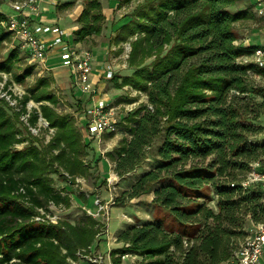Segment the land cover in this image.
Wrapping results in <instances>:
<instances>
[{
    "label": "trees",
    "instance_id": "trees-1",
    "mask_svg": "<svg viewBox=\"0 0 264 264\" xmlns=\"http://www.w3.org/2000/svg\"><path fill=\"white\" fill-rule=\"evenodd\" d=\"M83 2L72 39L78 43L97 36L104 20L99 0ZM142 5L115 37L117 43L136 36L127 59L131 74L120 82L117 76L110 80L115 87L142 92L147 102L125 117L128 125L118 129L126 138L107 153L113 173L131 179L112 205L124 207L150 195L151 205L195 231L188 235L161 221H136L114 235L122 247L112 249L110 259L119 264L115 255L129 253L150 264H220L233 258L247 223L264 221L257 187L241 186L250 164L259 162L264 169V141L254 140L264 116V87L254 78L264 72L242 63L255 45H243L233 31L234 23L255 19L253 4L143 0ZM6 20L0 13V23ZM10 35L0 26V44ZM18 49L13 47L0 62V72L11 71ZM29 74L25 69L14 79L20 82ZM47 85L39 79L17 99V107L0 98V264H68L77 251L87 252L103 229L85 211L73 223L56 224L41 213L49 205L70 206L69 195L54 188L51 175L74 184L89 168L88 142L73 118L50 107L56 98L47 93ZM29 100L40 103L38 109L28 112ZM27 112L26 125L21 117ZM39 117L53 130L46 143L29 130ZM207 196L215 202L212 208Z\"/></svg>",
    "mask_w": 264,
    "mask_h": 264
},
{
    "label": "rangeland",
    "instance_id": "rangeland-1",
    "mask_svg": "<svg viewBox=\"0 0 264 264\" xmlns=\"http://www.w3.org/2000/svg\"><path fill=\"white\" fill-rule=\"evenodd\" d=\"M123 0H99V7L101 15L103 17V23L100 33L96 36L97 38L91 40L86 46L84 43H78L70 41V44L75 47H81L82 49L88 50L92 53V65L93 69L100 70V64H108L109 62L114 65L113 76H117L118 82L120 77L130 75L132 69L128 67L127 59L131 51L130 43L136 38H125L122 41L116 43L115 37L119 33V28L133 20L136 17V11L143 5V0H131L130 2L122 3ZM9 0H0V13L6 17L15 15L8 5ZM244 2L240 1L238 5H243ZM62 5H66L61 7ZM61 7V8H60ZM84 7L83 0H41L39 10L41 16L47 20H56L58 27L61 30H65L70 34L78 30L79 24L76 22L77 17L81 13ZM233 31L240 38L239 41H246V43H253L256 46L264 45V20H260L255 17L254 20H245L236 22L233 24ZM72 37V36H71ZM45 39L48 37L45 36ZM88 38L84 40L88 43ZM18 46L15 38L10 35L7 40L0 44V62L3 61L13 47ZM19 53L16 56L17 60H13L11 71L8 73L0 72V89L2 86L10 88L17 94H27V91L31 89L35 83L44 78L47 80L48 85L46 87L47 93L56 98V106H50L56 113L61 115H68L74 120V125H78L83 133V141L88 142V157L85 162H88V174L84 177H77L74 184H67L55 175H51L54 179L53 186L55 189H64L70 197V206L64 208L61 205L52 206L49 205L44 212L45 220L52 224H56L59 221H67L73 223L77 218L81 216L82 211L86 214L91 213L92 215H103L95 219L97 222H105V232L100 233L92 243H100V247H97L95 253L106 255L107 249H119L121 243L113 242V236L122 228L130 223L136 221L148 220L146 217H151L155 223L162 222V226L171 228L175 232H185L186 234H192L195 231L194 227L187 226L176 222L173 218L169 217L167 213L160 210L159 208L151 205L150 195H144L139 199L131 200L127 202L124 207H114L112 202L122 190L127 186V183L131 181L130 174L125 178H118L113 173V162L107 157V153L114 151L123 144V138H126L121 127L128 125L126 116L130 117L131 113L136 109L146 104V96L137 90H134L128 85H124L121 88L115 87L114 81L105 80L101 78L98 83L99 93H102L108 97L110 103H114L117 106V118L120 123V129H118L113 135L101 134L99 138L92 139L89 137L84 128V121H81L79 125V117L83 114L86 108V102L91 98V95L82 94L76 89L67 88V85L61 84L52 77V72L41 71L40 66L36 62H32L25 51L18 49ZM127 58H124V56ZM154 55L147 57L144 64H149ZM103 57L102 59H100ZM99 60L97 61V59ZM125 60V62H124ZM122 62L123 66H122ZM60 63L59 53L55 50L49 52L46 55L44 65L46 68H51ZM25 69H29V76L23 77L20 82H16L14 76L21 75ZM5 90V89H4ZM2 90V91H4ZM72 90V91H71ZM94 90L97 89L94 88ZM76 98L81 99L77 100ZM89 102V101H88ZM40 103H35L33 100H29L26 104V108L31 111L34 108L39 107ZM43 104H46L43 102ZM90 103H88L89 105ZM48 105V103H47ZM262 127L261 133L256 136V141H264V116L258 120ZM126 123V124H125ZM126 127V126H125ZM31 134L37 139L46 143L53 133V130L47 128L41 123H37L35 128H31ZM24 133H26L24 131ZM22 146V145H21ZM148 164L151 162H147ZM143 163L142 166H144ZM141 171V169H139ZM138 170V172H139ZM138 172H134L133 176ZM127 177V178H126ZM86 200V202L83 201ZM210 196H207L206 203L209 207H213L214 203ZM102 203L104 206L103 212H97L94 201ZM209 203V204H208ZM99 220V221H98ZM254 225L247 223L245 230L246 236L243 241L252 234ZM109 243V247L107 248ZM107 245V246H106ZM106 246V248H105ZM100 249V250H99ZM75 254L76 259H67V263L71 264H89L86 259L81 258L83 254ZM86 252H84L85 254ZM132 255V254H131ZM111 261V259H110ZM105 264H108L105 260ZM112 264V261H111ZM119 264H150L149 260H145L141 256L132 255L130 258L120 262Z\"/></svg>",
    "mask_w": 264,
    "mask_h": 264
},
{
    "label": "built area",
    "instance_id": "built-area-1",
    "mask_svg": "<svg viewBox=\"0 0 264 264\" xmlns=\"http://www.w3.org/2000/svg\"><path fill=\"white\" fill-rule=\"evenodd\" d=\"M251 1L255 17L264 20V0ZM40 2L41 0H9L8 5L15 15L7 17V20L1 22L0 26L9 31L15 38L18 47L25 51L32 62H36L40 66V72L49 70L44 65L46 55L53 50L57 51L60 64L70 70V88L76 89L82 94L91 95V98L94 97L98 91L94 90L90 82L92 53L81 47H73L70 44V41H73L72 37L68 38V34L58 27L56 20H48V23L39 20L41 15L39 10ZM45 36L48 38L45 39ZM239 42L243 45L249 44L246 41ZM124 58H127V56L125 55ZM124 62H122V66ZM242 63H249L254 68L264 72V45H255L249 57L244 58ZM113 69L114 65L109 62L104 66L101 77L105 80H110L113 77ZM254 79L261 87H264V75ZM2 90H4V86L0 89V98H4L10 106L17 107V99L21 98L23 93L17 94L10 88L7 89V87L4 91ZM26 109L29 112V109ZM116 111L117 106L114 103H110L106 95L99 93L90 105H86L83 114L79 117V125L81 121H84L85 131L92 139L99 138L101 134L115 133L120 126ZM28 112L21 117V120L26 125ZM38 122L48 128L47 123L40 117ZM29 130L32 129L29 127ZM260 165L259 162L250 164L251 170L245 180L242 181L241 186L243 189L251 186L257 187L260 193V202L262 208H264V169H260ZM94 203L97 212L104 211L105 207L101 205L102 203L97 200ZM91 216L97 219L103 215ZM35 220L43 219L36 217ZM100 223L103 225L101 233H104L106 231L105 222L101 221ZM113 242H115L114 238ZM84 252L86 251H81V254H83L81 258L86 259L89 264H105V260L108 264H111V249L109 248L106 251V255L95 253L91 247L88 248L85 254ZM131 256L129 253L115 255L120 262ZM71 264L74 263L71 262ZM220 264H264V221L254 225L252 234L242 241L233 258Z\"/></svg>",
    "mask_w": 264,
    "mask_h": 264
},
{
    "label": "crops",
    "instance_id": "crops-1",
    "mask_svg": "<svg viewBox=\"0 0 264 264\" xmlns=\"http://www.w3.org/2000/svg\"><path fill=\"white\" fill-rule=\"evenodd\" d=\"M39 20H42V22H44L45 23V21L48 23V20L46 19V18H44V17H42L41 15H40V19ZM39 20H37L38 22H39ZM65 33H67L65 30H63ZM68 34V33H67ZM71 36H72V39H73V33H71L70 34ZM70 36V37H71ZM97 37L96 36H91V37H89L88 39V43H85V42H81V44H83L84 43V46H86L87 47V45L91 42V40H94V39H96ZM103 57H101L100 59H102ZM97 59V58H96ZM99 60V58L97 59V61ZM58 65H56V66H54V67H51L50 69H49V71H51L52 72V77H54L55 78V80L56 81H59V82H61V84H63L64 86L65 85H67V88H69L70 87V70L68 69V68H66V67H63L60 63H57ZM99 65L101 66L100 67V70H97V69H93V65H92V72H91V74H90V82L92 83V85H93V87L94 88H96L97 89V91H99V88H98V83H99V81H100V79L102 78L101 77V72L103 71V68H104V64L102 65V63L100 64V62H99ZM107 65V64H106ZM105 65V66H106ZM108 81H110V80H108ZM72 91V90H71ZM73 95V94H72ZM99 95V93L97 92L95 95H94V97H92V98H89V102L87 101L86 103V105H88V103H92V101L94 100V99H96L97 98V96ZM75 98H76V95H73ZM77 100H79V101H81V99H79V98H76ZM89 104V105H90ZM148 220L149 219H151V217H146ZM114 237V236H113ZM115 243V242H114ZM107 244H109V243H107ZM111 245V244H110ZM110 245H106L107 246V248L110 246ZM106 246H105V248H106ZM93 249H95V251L97 250L96 248L97 247H100V243H98V242H96L95 244H93ZM100 250V249H99ZM112 250V249H111Z\"/></svg>",
    "mask_w": 264,
    "mask_h": 264
}]
</instances>
